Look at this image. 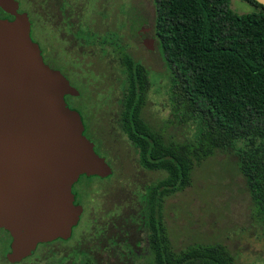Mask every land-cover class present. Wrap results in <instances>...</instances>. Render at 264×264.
I'll use <instances>...</instances> for the list:
<instances>
[{
  "label": "rangeland",
  "instance_id": "1",
  "mask_svg": "<svg viewBox=\"0 0 264 264\" xmlns=\"http://www.w3.org/2000/svg\"><path fill=\"white\" fill-rule=\"evenodd\" d=\"M16 1L29 16L32 38L40 45L47 64L60 70L82 92L70 99L72 106L84 116L86 136L96 152L114 169L107 179L79 180L75 189L84 212L71 240L40 245L34 257L19 264H74L75 251L87 252L97 264H143V260L128 256L125 246L138 249L137 243L143 240V196L163 174L140 166L134 147L118 128V33L125 35L126 52L150 72L146 121L179 141L193 134L191 129L178 126L172 115L170 74L159 39H153L154 50L142 42L148 32L154 35L155 2ZM232 8L239 14L255 10L243 0H232ZM72 39L84 42L74 44ZM101 48L107 51L104 56ZM193 179L192 187L165 201L164 218L175 249L221 243L235 256L236 264H264V228L255 215L234 154L217 153L196 168ZM10 243L8 234L0 232V264H11L3 257Z\"/></svg>",
  "mask_w": 264,
  "mask_h": 264
},
{
  "label": "trees",
  "instance_id": "2",
  "mask_svg": "<svg viewBox=\"0 0 264 264\" xmlns=\"http://www.w3.org/2000/svg\"><path fill=\"white\" fill-rule=\"evenodd\" d=\"M243 1L255 10L239 14L232 0H154L172 115L192 138L176 140L146 121L150 72L132 56L122 57L118 128L140 166L163 174L143 196V240L138 249L125 246L143 264H236L221 243L175 249L164 218L165 201L192 187L196 168L217 153L237 158L264 228V6ZM76 260L97 264L87 252Z\"/></svg>",
  "mask_w": 264,
  "mask_h": 264
},
{
  "label": "water",
  "instance_id": "3",
  "mask_svg": "<svg viewBox=\"0 0 264 264\" xmlns=\"http://www.w3.org/2000/svg\"><path fill=\"white\" fill-rule=\"evenodd\" d=\"M19 9L16 0H0V10L14 17L0 18V229L12 237L13 263L40 244L69 240L84 212L73 186L82 176L114 174L85 135L81 113L66 102L79 91L45 63Z\"/></svg>",
  "mask_w": 264,
  "mask_h": 264
},
{
  "label": "flooded vegetation",
  "instance_id": "4",
  "mask_svg": "<svg viewBox=\"0 0 264 264\" xmlns=\"http://www.w3.org/2000/svg\"><path fill=\"white\" fill-rule=\"evenodd\" d=\"M19 13H24L22 10H20L19 9ZM0 18L1 19H8V20H10V21H13L14 20V17H12V16H10V15H8V14H6V13H4L2 10H0ZM32 24V23H31ZM32 29V28H31ZM64 34V33H63ZM119 34V33H118ZM117 34V39H118V41H119V44H116L115 46L116 47H118L119 48V50H120V68H119V70H118V72H119V74H120V69L122 68V57L123 56H125V55H129L127 52H126V46L124 45V41H125V35H123V34H119L118 35ZM32 36V35H31ZM153 36V38L155 37V38H157V36H156V34H155V31H154V35L151 33V32H148L147 34H146V37H144V38H142L143 40H142V42L144 43V45H145V43L146 42H148L150 39H151V37ZM33 39V38H32ZM68 39H71L70 37L68 38ZM34 40V39H33ZM73 40V43L74 44H76V41H83L82 39H72ZM84 42V41H83ZM108 42H105L104 44H101V45H106ZM114 45V44H113ZM40 46V45H39ZM77 45H75V47H76ZM83 46H85V45H79L78 47H83ZM147 48V47H146ZM40 49H41V47H40ZM41 52H42V57H43V59H44V61H45V63L47 64V62H46V60H45V58H44V53H43V51H42V49H41ZM107 53V51L103 48H101V55L102 56H104L105 54ZM48 65V64H47ZM49 66V65H48ZM50 68H52L51 66H49ZM53 69V68H52ZM70 69V68H69ZM54 70H57V71H60V70H58V69H54ZM61 72V71H60ZM62 73V72H61ZM63 74V73H62ZM64 75V74H63ZM65 76V75H64ZM66 77V76H65ZM119 77V76H118ZM67 78V77H66ZM117 78V77H116ZM68 79V78H67ZM70 82V81H69ZM71 84V83H70ZM72 85V84H71ZM79 93H80V95H78L77 97H72V96H67L66 97V102H67V104L69 105V107L70 108H72V109H75V110H77V111H79L77 108H75V107H73L72 106V101L70 100V99H72V98H78V97H80L81 96V94H82V92L79 90ZM80 112V111H79ZM81 113V112H80ZM81 115H82V113H81ZM82 118H83V121H84V124H85V119H84V116L82 115ZM85 127H86V124H85ZM85 133H86V131H85ZM79 182V181H78ZM78 182L73 186V188H72V193H73V195L75 196V204L76 205H80L79 204V193H78V191H76V189H75V187H76V185L78 184ZM80 206H82V205H80ZM0 232H6L7 234H8V236H9V238H10V240H11V243H10V248H9V252H8V254H6L5 256H3L4 258H5V260H6V262H9V263H11V264H19V263H21V262H23V261H26V260H28V259H31L32 257H34V255L33 256H31V257H28V258H25V259H23L21 262H11L10 260H9V254L11 253V245H12V237H11V235L6 231V230H4V229H0ZM74 232V231H73ZM73 236V235H72ZM72 238V237H71ZM70 238V239H71ZM69 239V240H70ZM58 241V240H57ZM62 241H68V240H62ZM54 242H56V241H54ZM54 242H50V243H44V244H40V245H42V247H44V246H49V245H52V244H55ZM39 245V246H40ZM38 246V247H39ZM38 249V248H37ZM37 251V250H36ZM36 253V252H35ZM78 253L79 252H76L75 251V257H76V259H77V255H78ZM75 259V261H74V264H75V262L77 261Z\"/></svg>",
  "mask_w": 264,
  "mask_h": 264
}]
</instances>
